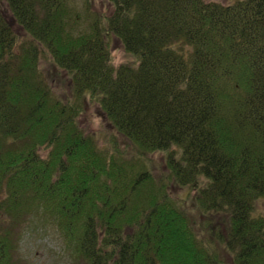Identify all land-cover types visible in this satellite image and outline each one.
Instances as JSON below:
<instances>
[{
  "label": "trees",
  "instance_id": "obj_1",
  "mask_svg": "<svg viewBox=\"0 0 264 264\" xmlns=\"http://www.w3.org/2000/svg\"><path fill=\"white\" fill-rule=\"evenodd\" d=\"M95 1L0 0V264L37 216L85 264H264V0Z\"/></svg>",
  "mask_w": 264,
  "mask_h": 264
},
{
  "label": "rangeland",
  "instance_id": "obj_2",
  "mask_svg": "<svg viewBox=\"0 0 264 264\" xmlns=\"http://www.w3.org/2000/svg\"><path fill=\"white\" fill-rule=\"evenodd\" d=\"M71 2L78 16L82 19V29L87 28V24L93 19L94 14L110 12L109 6L100 1L93 2L90 6V11L87 8V0H71ZM19 35L22 36L23 33L20 32ZM113 54L115 57V65L126 63L132 58L125 52L122 44L117 40L113 42ZM45 60L46 59L43 61L46 66ZM56 91L62 93L60 85L57 86ZM82 120L85 129L98 136L103 145H105L106 140L113 141L124 153L129 154L126 158L135 159L136 162L142 164L146 162L148 168L154 172L155 175L163 176V172L166 170L165 156L161 153H154L139 158L132 145H127L124 138L113 128L110 122L107 121L98 105H93L91 102H88L86 104V113L83 115ZM170 190L176 195L179 194V196L182 195L185 198L187 197L186 192L179 191L178 189L174 191V184L171 185ZM261 208L260 212L264 214V203L261 204ZM197 218L202 217L198 216ZM197 218H194L196 224L199 223ZM52 220L53 219H50L51 222ZM21 236L19 255L24 264H85V262L75 256L73 248L63 239L57 226H55L54 223L45 222L42 217L37 216L36 219L32 220V222L24 228V231L21 232ZM215 245L217 244L215 243ZM217 250L227 262L231 263V258L222 246L218 247Z\"/></svg>",
  "mask_w": 264,
  "mask_h": 264
}]
</instances>
